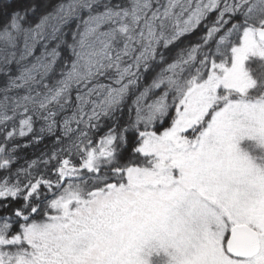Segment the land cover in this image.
<instances>
[{
	"label": "snow or ice",
	"instance_id": "snow-or-ice-1",
	"mask_svg": "<svg viewBox=\"0 0 264 264\" xmlns=\"http://www.w3.org/2000/svg\"><path fill=\"white\" fill-rule=\"evenodd\" d=\"M0 264H264V0H0Z\"/></svg>",
	"mask_w": 264,
	"mask_h": 264
},
{
	"label": "trees",
	"instance_id": "trees-1",
	"mask_svg": "<svg viewBox=\"0 0 264 264\" xmlns=\"http://www.w3.org/2000/svg\"><path fill=\"white\" fill-rule=\"evenodd\" d=\"M190 39L194 40L195 37L194 36L190 37ZM49 143H50V141H48L46 139L42 144H40L38 146L29 147V148L25 149L23 152H21L20 155L23 158H28V159L34 158L35 156H38L40 154L41 149H43L45 147V145L49 144ZM23 162H24V160L22 159L21 163H23Z\"/></svg>",
	"mask_w": 264,
	"mask_h": 264
}]
</instances>
